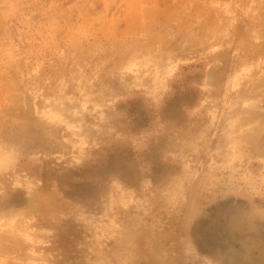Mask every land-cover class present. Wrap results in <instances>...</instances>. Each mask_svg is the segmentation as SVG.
<instances>
[{
    "label": "rangeland",
    "instance_id": "374dc122",
    "mask_svg": "<svg viewBox=\"0 0 264 264\" xmlns=\"http://www.w3.org/2000/svg\"><path fill=\"white\" fill-rule=\"evenodd\" d=\"M0 264H264V0H0Z\"/></svg>",
    "mask_w": 264,
    "mask_h": 264
}]
</instances>
